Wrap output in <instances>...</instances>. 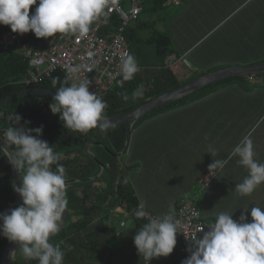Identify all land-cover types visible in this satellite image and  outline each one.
I'll list each match as a JSON object with an SVG mask.
<instances>
[{
  "label": "crops",
  "instance_id": "obj_1",
  "mask_svg": "<svg viewBox=\"0 0 264 264\" xmlns=\"http://www.w3.org/2000/svg\"><path fill=\"white\" fill-rule=\"evenodd\" d=\"M180 1L176 23L170 26L172 31L176 30L177 44L180 43L178 54L172 55L177 62L172 67L167 63L169 57L165 61L180 78L224 65L264 62V0ZM142 2V9L144 6L152 15L160 10L152 11L153 0H146L143 5ZM162 5V9L170 6ZM37 6L30 9V16ZM126 7L129 8V2ZM117 22L113 19L112 26ZM183 27L184 31L180 33ZM5 33L13 32L10 27L0 25V35ZM13 34L23 41L32 42L36 38L31 32ZM248 134L253 141L255 158L264 163V78L232 82L206 96L146 117L133 126L128 150L118 157L125 156L123 168L128 181L140 204H145L154 217L166 213L170 205L176 213L181 201L192 200L206 220L215 219L222 211L239 220L244 212L242 208H249L246 216L251 222V206L264 207V184L250 196L238 195L234 191L236 184L243 181L248 170L237 163V158L229 162L223 174L212 177L209 173L213 159L226 157ZM209 145L217 149L216 156L207 153ZM116 206L105 207L91 226L98 235L96 250L90 252L97 255L92 264H144L133 240L139 228L133 219L118 221ZM126 215L132 218L130 214ZM104 228L110 234H103ZM80 235L83 241L85 234ZM81 248L84 250L85 247ZM179 260V254L177 259L174 251L149 264H181Z\"/></svg>",
  "mask_w": 264,
  "mask_h": 264
},
{
  "label": "clouds",
  "instance_id": "obj_2",
  "mask_svg": "<svg viewBox=\"0 0 264 264\" xmlns=\"http://www.w3.org/2000/svg\"><path fill=\"white\" fill-rule=\"evenodd\" d=\"M37 4L30 16V9ZM107 7L108 0H0V25L20 35L31 32L38 39L64 35L84 38L95 22L107 15ZM93 70L86 65L70 67L49 105L65 129L85 135L93 129L106 134L113 126L106 112L108 102L97 92L89 91L91 81L86 74ZM139 71L135 56L125 53L120 58L118 85L123 87ZM59 79L53 77L52 86ZM121 95L127 102L128 95ZM143 96L144 85L140 84L132 92V98ZM9 120L11 123L0 134L3 138L0 151L6 153L8 163L20 174L19 186L13 184V190L22 198V204L0 215V235L19 245L11 256L19 251L26 260L38 264H64L65 251L60 244L51 242L62 229V217L68 205L66 169L59 163L62 156L40 138L42 125L29 129L30 122L21 125L22 117L15 113ZM207 153L214 157L217 149L209 145ZM255 157L251 135H245L226 157L213 159L209 173L212 177L223 174L229 162L237 158L248 175L236 184L234 191L242 197L250 196L264 184V163ZM242 209L239 220H234L228 212L217 213L214 222L205 227L207 231L203 228L198 232L199 237L196 234L195 239L188 238L190 255L182 264H264V207L251 206V222L246 216L249 208ZM133 215L145 221L133 237L144 264L170 256L177 235H185L187 225L171 205L166 213L154 217L141 203Z\"/></svg>",
  "mask_w": 264,
  "mask_h": 264
},
{
  "label": "trees",
  "instance_id": "obj_3",
  "mask_svg": "<svg viewBox=\"0 0 264 264\" xmlns=\"http://www.w3.org/2000/svg\"><path fill=\"white\" fill-rule=\"evenodd\" d=\"M153 1L155 5L152 11L156 12L157 8L162 9L164 0ZM145 2L146 0H143L142 5ZM126 4H128V0L125 1L124 5ZM148 10L143 6L137 19L128 25L125 32L131 54L135 56L141 71L135 75L133 80L125 82L123 87L116 83L112 91L107 94L105 100L109 105L106 109L108 117L132 113L150 100L212 71L208 70L180 78L168 68L165 63L166 59L173 54H178V51L173 47L172 39L166 31L158 30L153 26L152 32L148 36L144 35L150 25L149 22L142 21L140 16ZM205 36L204 34L203 38ZM33 41L34 39H32ZM190 43L194 44L193 41ZM230 66L224 65L219 68ZM27 69L28 61L20 53L0 49V101L13 92L26 88L23 80L27 75ZM53 77L60 78L55 87L51 83ZM64 78L65 75L63 73L56 72L38 87L55 93L60 84L63 83ZM262 78H264V75L227 79L163 107L154 113L185 104L199 96H206L210 91L232 82ZM140 84L144 85V96L134 100L132 92ZM122 93L128 95L129 99L127 102L122 98ZM52 100V98L46 96L29 94L7 102L0 108V113L3 114L0 116V133L3 134L9 126L11 123L9 117L13 116L14 113L22 117L21 125H24L25 121L30 122L27 125L29 129L43 126V134L40 138L47 141L49 146H52L54 151L62 156L59 163L66 169V192L70 207L69 220L66 226L59 234L51 238V242L60 244L65 251L64 264H86L87 262L92 264L96 262L97 255L94 256L90 252H95L96 250L95 242L98 235H96V230L91 229V226L94 225L97 214L103 211L105 207L111 208L117 205L126 214L131 215L138 228L145 223L144 220H137L133 215L134 210L140 205V201H138L128 181L127 173L124 172L123 163L125 156L120 158L112 155L113 153L118 154L123 150L128 124L111 127L106 134L98 129H93L86 135L74 132L70 129H65L59 115H54L50 111L49 105ZM154 113L148 114L136 124ZM87 144H90L89 149H87ZM0 155L5 156H0V212H2L13 203L14 190L11 165L8 163L6 154L3 151H0ZM102 166H104V172L98 178L89 182L83 181L97 177L101 173ZM70 180L80 181L71 182ZM184 201L193 202L192 200ZM197 208L199 207L197 206ZM202 219L206 223H212L215 220H206L203 216ZM81 233L85 234L83 241L80 239ZM108 233L110 234V231L104 228L103 234L108 235ZM114 236L115 234L111 235V238ZM7 242L9 240L0 235V264L1 253ZM82 246L85 247L84 250H82ZM174 251L178 259V242ZM17 254L19 255V251L16 252ZM17 260L14 264H38L36 261L26 260L21 255L18 256ZM180 263L182 264V261Z\"/></svg>",
  "mask_w": 264,
  "mask_h": 264
},
{
  "label": "built area",
  "instance_id": "obj_4",
  "mask_svg": "<svg viewBox=\"0 0 264 264\" xmlns=\"http://www.w3.org/2000/svg\"><path fill=\"white\" fill-rule=\"evenodd\" d=\"M110 0L107 15L92 27L89 34L80 38L77 35H64L51 38H35L33 42L23 41L18 35H0V49L20 53L28 61L27 76L23 80L26 88L38 87L56 72L64 75L75 65L91 66L94 70L86 74L91 81L90 92H97L104 99L120 79V58L130 53V45L125 36L128 25L137 19L142 11L143 0ZM164 5L180 6V0H164ZM113 19H117L112 26ZM176 57H169V66H175ZM209 176L206 182L209 181ZM182 223L187 225L185 235L179 233L178 253L181 261L189 257V239H195L208 224L203 221L200 209L190 201H183L176 213ZM124 225V223H122ZM207 231V228L204 229Z\"/></svg>",
  "mask_w": 264,
  "mask_h": 264
},
{
  "label": "water",
  "instance_id": "obj_5",
  "mask_svg": "<svg viewBox=\"0 0 264 264\" xmlns=\"http://www.w3.org/2000/svg\"><path fill=\"white\" fill-rule=\"evenodd\" d=\"M264 75V62L262 63H254V64H248V65H238V66H230V67H225V68H219L213 71H210L208 73H205L192 81L174 89L171 90L161 96H158L149 102L145 103L144 105L140 106L137 108L135 111L132 113H129L127 115H121V116H115V117H108L111 120V123L113 124L112 127L114 126H121V125H126L128 124V130H127V135H126V141L123 150L118 153V154H112L114 156H122L124 155L129 147L130 144V138H131V132L133 126L142 118L147 116L148 114L154 113L158 110H160L163 107H166L174 102L180 101L188 96H191L198 91L209 87L213 84L222 82L227 79H231L234 77H243V76H262ZM42 95L46 96L49 98H54L55 93L41 87H30V88H24L19 91H15L12 94L8 95L5 97L3 100L0 101V108L5 105L7 102L23 96V95ZM1 134V133H0ZM3 143V138L0 137V146ZM90 147V144H87V148ZM110 153V151H109ZM6 154V153H5ZM104 170V166H102V171ZM11 171H12V178H13V184L16 186H19L20 183V174L18 170H16L14 167L11 166ZM101 171V173H102ZM100 173V175H101ZM99 176V175H98ZM93 179H87L83 181H92L96 178ZM73 182H77L80 180H71ZM22 204V198L19 196L18 193L14 191V201L13 203L4 209L2 212H0V215L5 214L16 208L17 206ZM69 214H70V207H69V201L66 209V213L62 217L63 225L62 229L66 226L68 220H69ZM60 231V232H61ZM59 232V233H60ZM58 233V234H59ZM55 237V236H54ZM53 238V237H52ZM19 245L15 244L13 242H7L2 250L1 253V264H13V260L15 258L16 253L11 256V253L15 250H18Z\"/></svg>",
  "mask_w": 264,
  "mask_h": 264
},
{
  "label": "rangeland",
  "instance_id": "obj_6",
  "mask_svg": "<svg viewBox=\"0 0 264 264\" xmlns=\"http://www.w3.org/2000/svg\"><path fill=\"white\" fill-rule=\"evenodd\" d=\"M147 6H148V4H147ZM124 7L126 9H128L126 7V5H124ZM180 9L181 8H179V7H175L173 5H170V6L166 7V8H164V9L158 10V12L155 15L150 14L148 11L147 12H143L141 14V17H140L141 20L145 21V22L146 21L149 22V25H150V28L147 30L148 34L145 33L144 35L148 36L152 32L153 26H154V28H156L158 30L166 31V32L171 34L170 36L172 38V45H173L174 48H176V50H178L177 46H178V44L180 45V43L177 44L178 38L176 39V30H173L175 32L174 33L170 26H171L172 23H176L177 12L180 11ZM174 16H175V18H174ZM183 31H184V27L180 28L179 32L183 33ZM233 66H238V65H233ZM177 69H175V70L177 71ZM120 158H122V157H120ZM196 190H198V187H197ZM115 215L118 218V221L120 219H126L127 221H131L132 220V218L128 217L126 215V213L123 214V212H122V210L120 208L116 209ZM116 217H114V218H116ZM128 226H130V225H128ZM20 255L23 257V255L20 252H19V255L18 254L15 255V258L13 260L14 261L13 264L16 263V261H18L17 259H18V256H20Z\"/></svg>",
  "mask_w": 264,
  "mask_h": 264
},
{
  "label": "bare ground",
  "instance_id": "obj_7",
  "mask_svg": "<svg viewBox=\"0 0 264 264\" xmlns=\"http://www.w3.org/2000/svg\"><path fill=\"white\" fill-rule=\"evenodd\" d=\"M181 204V203H180ZM180 206V205H179ZM177 242H178V240H177ZM14 262V261H13ZM17 262V261H16Z\"/></svg>",
  "mask_w": 264,
  "mask_h": 264
}]
</instances>
